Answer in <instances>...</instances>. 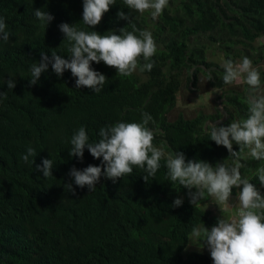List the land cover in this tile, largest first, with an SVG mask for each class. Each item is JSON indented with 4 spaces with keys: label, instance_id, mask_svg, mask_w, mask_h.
Listing matches in <instances>:
<instances>
[{
    "label": "trees",
    "instance_id": "trees-1",
    "mask_svg": "<svg viewBox=\"0 0 264 264\" xmlns=\"http://www.w3.org/2000/svg\"><path fill=\"white\" fill-rule=\"evenodd\" d=\"M83 2L0 0V16L13 34L8 42H0V92H6L0 102V264H213L207 252L189 250L199 246L187 238L193 225L211 228L217 223L219 216L205 208L210 197L206 193L207 199L195 208L188 189L168 180L164 163L176 151L186 160H206L213 166L223 162L229 156L227 148L206 132V123L214 122L218 111L169 115L177 92L196 94L214 87L226 97L228 118L222 125L246 117L248 85L242 90L235 82L224 84V69L208 57L218 52L224 60L236 61L260 54L254 65L264 62V49L256 47L264 39V0H169L155 22L148 11L134 12L116 0L92 30L103 34L126 27L129 20L117 13H129L128 29L135 25L150 30L157 44L151 71L138 68L131 76L120 77L115 67L92 62L108 81L95 93L87 87L76 89L70 70L59 77L49 65L37 84L30 85V67L40 60L42 50L70 58L68 41H63L58 27L62 22L91 31L82 22ZM36 8L55 19L41 26L33 14ZM260 76L264 84V70ZM9 78L15 81L14 89H8ZM142 112L153 117L154 123L148 125L154 131L153 144L166 154L155 178L146 182L143 170L134 166L132 174L116 183L102 175L91 193L87 186L75 185L68 175L73 166H99L103 158H94L87 148L82 161L71 156L74 132L83 126L90 142L97 141L101 127L140 122ZM29 146L37 155L26 164L20 157ZM233 147L239 150L238 145ZM44 158L54 162L53 175L47 179L35 167ZM241 162L242 175L264 194L255 176L264 161L248 157ZM67 183L73 184L74 193L65 189ZM237 191L234 186L232 196ZM177 196L184 203L172 207Z\"/></svg>",
    "mask_w": 264,
    "mask_h": 264
},
{
    "label": "clouds",
    "instance_id": "clouds-1",
    "mask_svg": "<svg viewBox=\"0 0 264 264\" xmlns=\"http://www.w3.org/2000/svg\"><path fill=\"white\" fill-rule=\"evenodd\" d=\"M116 3V0H84L82 22L91 31L62 22L58 27L64 34L63 41H68L70 58L65 59L55 51L49 56L42 50L40 60L30 67L29 84L36 85L49 65L59 77L63 76L65 70H70L76 78V89L87 87L95 93H99L108 81L104 73L92 68V62L103 61L105 65L115 67L120 77L131 76L138 68L140 72L151 71L157 44L150 30H141L135 25L131 31L128 29L132 23L129 13L123 10L117 13L120 19L129 20L126 27L103 34L92 30L101 22L110 6ZM168 3L169 0H123V4L134 12L143 14L148 11L153 22L161 16ZM41 9H33L34 17L40 21L41 26H48L55 17ZM12 35L7 30L5 17L0 16V42H8ZM220 66L224 69V84L235 82L248 85L244 101L248 107L244 119H233L227 126L220 121H209L206 124L209 139L218 146L226 147L229 152L223 162L217 161L213 166L206 160H186L181 151L166 156L163 147L153 144L154 131L148 127L150 122L154 123L153 117L148 112H142L140 122L117 121L101 127L97 141L90 142L85 127L76 130L70 139V155L82 161L87 148L94 158L103 159L99 166L90 164L83 169L73 166L68 175L80 188L87 186L90 193L95 191L102 175L116 183L126 174H132L134 166L143 170V179L149 182L150 178H155L161 160L166 156L164 166L168 180L172 183L178 181L188 189L189 203L196 208L202 200L211 197L223 213L211 228L193 225L187 237L189 243L200 247L202 241L203 247L200 248L207 247L213 264H264V194L241 172L245 167L242 159L251 157L256 161H264V92L261 91V76L248 56H243L239 61L223 60ZM6 83L8 89L16 87L12 78ZM4 97L6 92H0V102ZM224 105L218 107L222 113ZM234 144L239 146V150L234 149ZM36 155V150L29 146L20 159L31 164L33 161L30 157ZM53 165L52 159L44 158L35 167L47 179L53 175ZM255 176L260 186L264 187V166L256 169ZM234 186L238 190L236 203L232 202ZM64 187L75 192L72 183ZM183 203V198L177 196L172 207H180ZM230 206L236 207L234 214L228 213Z\"/></svg>",
    "mask_w": 264,
    "mask_h": 264
},
{
    "label": "rangeland",
    "instance_id": "rangeland-1",
    "mask_svg": "<svg viewBox=\"0 0 264 264\" xmlns=\"http://www.w3.org/2000/svg\"><path fill=\"white\" fill-rule=\"evenodd\" d=\"M149 19L151 20L150 17H149ZM256 47L264 49V39L257 41ZM244 56H248L251 60H252V58L255 57L254 61H256V59H258L260 57V54H255L253 56L246 54ZM240 59H237L236 61H239ZM223 60H224L223 56L221 54H219L218 52H216V53H214L208 57L209 62L219 64V65H221V62ZM253 66L255 68H257L259 70V72L261 70H264V62H261L259 65H253ZM241 79H243V77ZM235 84L237 85V89H242V90H244L245 86H247V84H245V83H239V84L235 83ZM263 86H264V84H261V91L262 92H264ZM216 90H218V89L211 87L207 92H203V93L194 94L193 92H191V91L189 92L187 90H182V91L177 92V94H176V97H177L176 107L171 111L169 117L170 118L176 117V115L179 111H181L187 117H192L195 115L196 112H199V111H202V112L207 114V113H215L217 110L218 111L217 116L219 118L217 117L215 119V121H220V123L222 124L224 122V119L228 118V111L224 105V100H226V97L224 95H220L221 94L220 90H219L220 92H214ZM245 90H247V89H245ZM224 91L226 92V89ZM184 102H186V103L184 104ZM221 105H224L223 113L218 108ZM235 197L236 196H232V202L233 203L237 202L235 200ZM205 208L208 210H211L213 212V214H215L219 217H221L223 215V213L220 210L219 205L213 203L211 197L209 199V202L205 204ZM235 212H236L235 206H230L228 208L229 214H234ZM202 247L203 246H201V248ZM201 248L195 247L194 245L189 246V250H194V249L202 250V251L210 254L206 246L203 249H201Z\"/></svg>",
    "mask_w": 264,
    "mask_h": 264
},
{
    "label": "crops",
    "instance_id": "crops-1",
    "mask_svg": "<svg viewBox=\"0 0 264 264\" xmlns=\"http://www.w3.org/2000/svg\"><path fill=\"white\" fill-rule=\"evenodd\" d=\"M252 61H253V65H254V62H255V61H254V58H252Z\"/></svg>",
    "mask_w": 264,
    "mask_h": 264
}]
</instances>
